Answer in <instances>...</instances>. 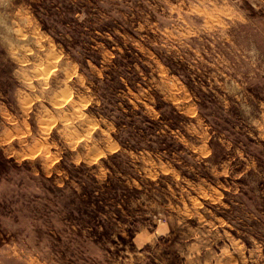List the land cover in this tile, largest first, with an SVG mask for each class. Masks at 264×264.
I'll return each instance as SVG.
<instances>
[{"label":"rangeland","instance_id":"rangeland-1","mask_svg":"<svg viewBox=\"0 0 264 264\" xmlns=\"http://www.w3.org/2000/svg\"><path fill=\"white\" fill-rule=\"evenodd\" d=\"M0 264H264V0H0Z\"/></svg>","mask_w":264,"mask_h":264},{"label":"trees","instance_id":"trees-1","mask_svg":"<svg viewBox=\"0 0 264 264\" xmlns=\"http://www.w3.org/2000/svg\"><path fill=\"white\" fill-rule=\"evenodd\" d=\"M114 94H115V90H113V92H112L111 95L113 96ZM122 115H123V113H122ZM178 115H179V114L177 113L176 116H178ZM121 121H122V120H121ZM121 121H120V122H121ZM120 122H118L119 126H120V124H121ZM120 127H121V126H120ZM154 131H156V126H155V125L153 126V123H152V126L149 125V126L146 127V133L151 134V133H153ZM123 146L126 147L124 144H123ZM139 147H140V146H132V147H129V148H131V149H137V150H138ZM153 149H154L155 151H161V150H163L164 148H162L161 146H157V147H155V148H153ZM84 201H85V202H83V204H85V205H87V206L90 205V202H89L88 200H84Z\"/></svg>","mask_w":264,"mask_h":264},{"label":"bare ground","instance_id":"bare-ground-1","mask_svg":"<svg viewBox=\"0 0 264 264\" xmlns=\"http://www.w3.org/2000/svg\"><path fill=\"white\" fill-rule=\"evenodd\" d=\"M85 113H86V112L82 111V112L79 113V116H80V117H83V116H85Z\"/></svg>","mask_w":264,"mask_h":264}]
</instances>
